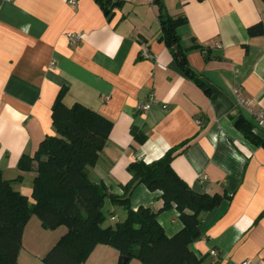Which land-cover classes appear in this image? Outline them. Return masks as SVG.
Instances as JSON below:
<instances>
[{"label": "crops", "instance_id": "0c3cea01", "mask_svg": "<svg viewBox=\"0 0 264 264\" xmlns=\"http://www.w3.org/2000/svg\"><path fill=\"white\" fill-rule=\"evenodd\" d=\"M73 1L0 0L2 178L30 200L35 175L17 165L53 135L51 108L61 94L66 108L81 105L112 125L91 182L121 197L131 164L177 150L171 168L193 192L230 198L201 216L203 238L191 251L203 264H264V149L247 141L234 121L243 118L257 137L264 131L232 94L239 90L253 112L264 110V0H163L170 18L185 20L176 28L179 45L208 93L183 74L160 39L154 0H111L120 6L109 15L95 0ZM69 36L79 41L70 43ZM159 197L140 185L129 206L159 213L158 224L172 238L182 225L174 209L160 212ZM103 212L105 229L126 219L108 201ZM65 234L62 227L44 230L31 217L17 264H43ZM118 260L115 250L97 246L84 264Z\"/></svg>", "mask_w": 264, "mask_h": 264}, {"label": "trees", "instance_id": "16d2710c", "mask_svg": "<svg viewBox=\"0 0 264 264\" xmlns=\"http://www.w3.org/2000/svg\"><path fill=\"white\" fill-rule=\"evenodd\" d=\"M95 2L106 15L120 6L111 0ZM154 4L159 12L160 39L183 74L208 93L187 66L185 52L179 45L176 28L185 20L170 18L163 0H154ZM51 124L53 135L39 144L33 156L23 155L17 165L19 172L35 175L30 200L15 191L12 182L4 180L0 172V264H17L23 229L31 217H36L44 230L66 229V234L42 259L43 264H84L97 246L115 249L118 264H129L131 260L140 264H203V258L191 251V246L203 238L200 218L230 198L193 192L171 168L177 150H169L150 164H131L127 169L129 183L122 187L121 197L114 196L103 184L89 179L111 123L81 105L66 108L60 94L51 108ZM234 127L253 146L264 149V138L255 136L243 118L235 119ZM140 185L150 193L160 194V212L176 211L182 229L172 238H167L158 224L159 213L146 208L136 212L130 209L131 194ZM106 201L126 212L125 221L113 229L102 227Z\"/></svg>", "mask_w": 264, "mask_h": 264}, {"label": "built area", "instance_id": "2783aa9c", "mask_svg": "<svg viewBox=\"0 0 264 264\" xmlns=\"http://www.w3.org/2000/svg\"><path fill=\"white\" fill-rule=\"evenodd\" d=\"M65 1H67L68 4L71 6L75 5V2L73 0H65ZM68 40L70 43L75 44L76 42L79 41V36H69ZM143 59H149V56L146 53H144ZM232 94L236 100V105L255 120L256 126L259 130L264 131V110H260L255 113L253 112L252 105L250 104V102L241 97V93L239 90H234ZM141 110L146 111L148 110V107L144 106L141 108ZM196 123L199 124V121L196 120ZM212 256L216 257V254L212 253ZM240 264H249V263L245 261Z\"/></svg>", "mask_w": 264, "mask_h": 264}, {"label": "rangeland", "instance_id": "374dc122", "mask_svg": "<svg viewBox=\"0 0 264 264\" xmlns=\"http://www.w3.org/2000/svg\"><path fill=\"white\" fill-rule=\"evenodd\" d=\"M62 228H64V227H62ZM111 248V247H110ZM112 250H115V249H113V248H111ZM115 252H117L116 250H115ZM88 259V258H87ZM134 260H131L129 263H131V262H133ZM136 261V260H135ZM138 262V261H137ZM119 263V260H118V262H117V264ZM140 263V262H139Z\"/></svg>", "mask_w": 264, "mask_h": 264}, {"label": "water", "instance_id": "95a60500", "mask_svg": "<svg viewBox=\"0 0 264 264\" xmlns=\"http://www.w3.org/2000/svg\"><path fill=\"white\" fill-rule=\"evenodd\" d=\"M124 262H126V260H124Z\"/></svg>", "mask_w": 264, "mask_h": 264}]
</instances>
